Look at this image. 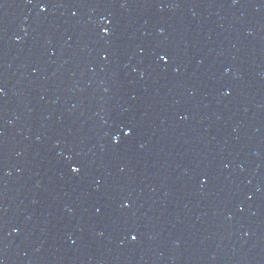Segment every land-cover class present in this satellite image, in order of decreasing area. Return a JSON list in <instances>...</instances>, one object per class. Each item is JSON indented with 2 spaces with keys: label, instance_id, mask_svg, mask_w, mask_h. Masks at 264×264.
Here are the masks:
<instances>
[{
  "label": "water",
  "instance_id": "95a60500",
  "mask_svg": "<svg viewBox=\"0 0 264 264\" xmlns=\"http://www.w3.org/2000/svg\"><path fill=\"white\" fill-rule=\"evenodd\" d=\"M0 264H264V0H0Z\"/></svg>",
  "mask_w": 264,
  "mask_h": 264
},
{
  "label": "snow or ice",
  "instance_id": "6c2138e0",
  "mask_svg": "<svg viewBox=\"0 0 264 264\" xmlns=\"http://www.w3.org/2000/svg\"><path fill=\"white\" fill-rule=\"evenodd\" d=\"M73 171H76V169L74 168ZM133 239H135V237H133Z\"/></svg>",
  "mask_w": 264,
  "mask_h": 264
}]
</instances>
